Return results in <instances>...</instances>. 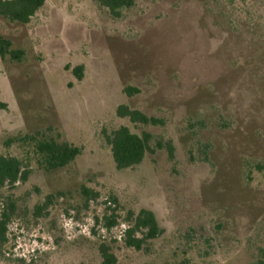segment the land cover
Returning <instances> with one entry per match:
<instances>
[{
	"label": "rangeland",
	"instance_id": "obj_1",
	"mask_svg": "<svg viewBox=\"0 0 264 264\" xmlns=\"http://www.w3.org/2000/svg\"><path fill=\"white\" fill-rule=\"evenodd\" d=\"M0 36L24 53L0 60V155L19 154L9 137L49 128L82 149L2 191L17 214L0 264H103L102 238L120 230L104 226L112 209L123 221L152 211L163 231L142 251L110 244L116 264H252L264 252V0H136L119 16L103 0H46L27 25L0 16ZM123 106L163 124L133 125ZM120 126L153 135L132 170L116 169L104 138Z\"/></svg>",
	"mask_w": 264,
	"mask_h": 264
},
{
	"label": "trees",
	"instance_id": "obj_2",
	"mask_svg": "<svg viewBox=\"0 0 264 264\" xmlns=\"http://www.w3.org/2000/svg\"><path fill=\"white\" fill-rule=\"evenodd\" d=\"M46 0H0V16L13 22H21L25 25L30 23L36 13L45 5ZM136 0H103V5L114 15L135 6ZM11 41L0 36V60L10 57L14 61H22L24 53L13 50ZM84 67H78L74 73L78 80L83 78ZM129 96L136 94L137 89L129 88L126 91ZM117 114L122 119H128L133 125L158 126L163 122L153 117H148L140 111L130 110L128 107H120ZM49 128L35 133L18 134L9 137L4 146L10 150L15 148L18 155H0V196L4 190H14L19 184L29 181L34 167L46 172L64 169L77 160L82 154V149L50 134ZM106 144L110 147L112 160L119 171L132 170L139 167L149 153H153V135L143 132L141 135L133 133L128 126H120L111 132L104 131ZM161 148L162 145H159ZM173 151V147L169 146ZM83 194L87 197V203L91 199H97L98 194L84 187ZM55 197L49 195L42 205L35 207L37 214L42 215L53 204ZM0 199V243L7 244L9 225L17 214V205L12 195L6 201ZM111 202H116L112 199ZM117 210L112 209V214L104 217V226L111 230L121 224H126L128 229L122 242L127 248L142 251L144 245L156 240L163 231L160 229L157 218L152 211L142 209L138 214H131L126 221L121 220ZM123 222V223H122ZM95 233V229L93 230ZM101 238V237H100ZM99 252L103 264H116L117 259L112 253L110 244L116 245L121 241L102 238ZM107 243V244H105ZM22 261V260H21ZM180 264H188L187 261ZM252 264H264V252L254 260Z\"/></svg>",
	"mask_w": 264,
	"mask_h": 264
},
{
	"label": "built area",
	"instance_id": "obj_3",
	"mask_svg": "<svg viewBox=\"0 0 264 264\" xmlns=\"http://www.w3.org/2000/svg\"><path fill=\"white\" fill-rule=\"evenodd\" d=\"M118 227H120V230H119V232L117 233V235L115 236V238L117 239V240H119V241H122V239L124 238V236H125V232H126V230L128 229V226L126 225V224H121L120 226H118ZM89 234V236H90V232L88 233Z\"/></svg>",
	"mask_w": 264,
	"mask_h": 264
}]
</instances>
